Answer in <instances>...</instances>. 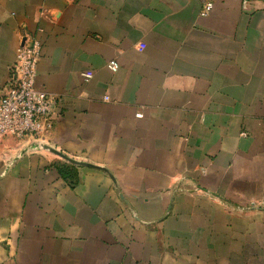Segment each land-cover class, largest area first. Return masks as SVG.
<instances>
[{
  "label": "crops",
  "instance_id": "0c3cea01",
  "mask_svg": "<svg viewBox=\"0 0 264 264\" xmlns=\"http://www.w3.org/2000/svg\"><path fill=\"white\" fill-rule=\"evenodd\" d=\"M205 1L0 0V86L34 36L58 98L0 139V264H264V0Z\"/></svg>",
  "mask_w": 264,
  "mask_h": 264
},
{
  "label": "built area",
  "instance_id": "2783aa9c",
  "mask_svg": "<svg viewBox=\"0 0 264 264\" xmlns=\"http://www.w3.org/2000/svg\"><path fill=\"white\" fill-rule=\"evenodd\" d=\"M212 6L211 1H205L200 14H208ZM40 51V42L34 36L24 37L15 49L6 80L0 86V139L6 135L32 137L39 144L53 127L58 98L34 83ZM108 67L115 70L117 62L110 60Z\"/></svg>",
  "mask_w": 264,
  "mask_h": 264
},
{
  "label": "water",
  "instance_id": "95a60500",
  "mask_svg": "<svg viewBox=\"0 0 264 264\" xmlns=\"http://www.w3.org/2000/svg\"><path fill=\"white\" fill-rule=\"evenodd\" d=\"M43 147L47 148L48 150L52 151L53 153L59 155L60 157H62L63 159L71 162V163H74V164H82V165H88V166H97V165H94V164H90V163H87V162H83V161H79L77 159H74L72 157H69L67 155H65L64 153H62L61 151L49 146V145H44Z\"/></svg>",
  "mask_w": 264,
  "mask_h": 264
},
{
  "label": "trees",
  "instance_id": "16d2710c",
  "mask_svg": "<svg viewBox=\"0 0 264 264\" xmlns=\"http://www.w3.org/2000/svg\"><path fill=\"white\" fill-rule=\"evenodd\" d=\"M61 174H62L63 176H66V175H65V172H64L63 169H61Z\"/></svg>",
  "mask_w": 264,
  "mask_h": 264
}]
</instances>
